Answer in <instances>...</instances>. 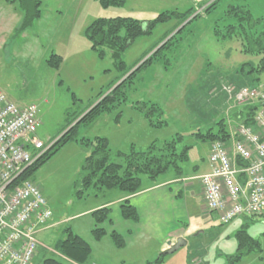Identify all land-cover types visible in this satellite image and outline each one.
I'll list each match as a JSON object with an SVG mask.
<instances>
[{
    "label": "rangeland",
    "instance_id": "374dc122",
    "mask_svg": "<svg viewBox=\"0 0 264 264\" xmlns=\"http://www.w3.org/2000/svg\"><path fill=\"white\" fill-rule=\"evenodd\" d=\"M212 1L126 0L121 6L104 7L97 0H41V17L26 32H13L3 45L0 39V90L17 104H36L39 119L36 134L44 147L48 148L76 124L83 113L92 110L96 101L117 86L119 80L127 76L128 73L117 80L122 73L121 62L129 67V72L133 71L161 47L176 29L198 14L196 22L187 25L177 35L178 39L170 46L172 51L164 49L167 52L163 57L156 55L157 61L144 64L128 79L127 101L118 106L115 103L110 111L77 127L79 136L93 138L99 135L108 139V146L114 155L118 151H130L128 146L131 143L134 149H143L151 142L163 143L179 133L184 136L181 144L192 145L188 161L183 162L181 168L183 175H190L194 172V165L205 162L209 149V142L199 141L193 133L205 132L226 114L225 97L218 95L221 84L239 85L241 82V86H250L248 83L251 79L254 87H258L264 95V72L254 73L249 79L242 76L240 71L245 62L256 63L261 56L242 52L241 41L237 37L218 41L212 36V17L215 13L210 15L205 12L206 5ZM228 2L235 3L236 0H220L217 7L222 9ZM238 2L248 6L254 16L264 18V0ZM5 4L19 10L17 2L0 0V6ZM188 7L194 13L182 23L174 16L167 22L157 24L149 34L138 36L124 52L116 55L112 49L105 48L104 57L99 58L91 50L84 34L88 23L102 16L149 20L161 11H183ZM221 9L217 8L216 16L220 15ZM51 50L61 52L63 56V65L60 63L58 69L47 66L45 62ZM165 56H169L170 60L163 65ZM151 101L162 106L164 123L156 126L147 124L142 113ZM257 101L254 103L262 104L261 100ZM223 106L226 108L222 110ZM78 114L77 119L73 118ZM156 118V114L151 116L152 120L156 121ZM118 119H121L120 122H117ZM69 143L62 145L32 174L51 208L50 222H58L37 235L42 245L36 250L30 264H39L44 257L53 253L51 250L55 242L65 235V227L76 230L77 222L70 216L75 214V203L79 200L75 198L72 184L79 177L78 172L90 147L84 148L85 154L82 150H76V146L69 147ZM113 159L123 163L122 155ZM170 173L171 170H168L158 177L164 178ZM142 180L145 183L149 178L144 175ZM87 198V204H96L104 199L102 195ZM202 205L197 206L199 211L192 214L190 223L184 228L187 243L165 255L166 264H186L188 254L196 256L194 264H198V261L201 263V260L210 264H225L228 254L236 251L235 233L242 225L250 237L264 243V213L260 216H238L227 224H221L216 214H210ZM87 236L93 243L100 242L93 236V239L90 238L89 234ZM109 241L114 250L111 251L113 247L107 243L102 245L112 253H108L107 257L110 264H114L125 256V252L115 249V243ZM259 257L260 254L253 252L250 256H243L239 264H259Z\"/></svg>",
    "mask_w": 264,
    "mask_h": 264
},
{
    "label": "trees",
    "instance_id": "16d2710c",
    "mask_svg": "<svg viewBox=\"0 0 264 264\" xmlns=\"http://www.w3.org/2000/svg\"><path fill=\"white\" fill-rule=\"evenodd\" d=\"M8 1L17 2L18 8L22 13L20 24L16 29L18 33L26 31V29L30 28L41 17V0ZM97 1L100 2L101 6L109 7L113 5H124L126 0ZM219 1L214 0L205 7L206 14L211 13L210 15H214L215 13V16L212 17V36L214 35V38L218 41L219 39L227 40L231 39V37H237L241 41L240 46L242 52L261 56L256 63L247 61L242 65L240 70L242 76L250 79L254 73L264 72V18L254 16L248 6L238 2V0L235 3L228 2L229 4H226L222 9L221 7H217ZM217 8L218 10L221 9V13L219 12L220 15L216 16ZM193 13L194 10L188 7L183 11L176 9L172 11L164 10L149 20L136 19L130 16H102L91 20L85 27L84 34L88 39L91 50H94L99 58H103L105 48L112 49L115 55L122 53L135 38L143 34H149L157 24L167 22L174 16L182 23L184 19H187ZM197 17L198 14L194 18L189 19L182 27L176 29L177 31L168 40L163 42L161 47L155 50L149 58L140 63L133 71L129 72V67H126L121 62L120 67L122 73L118 76L117 80L128 73L127 76L119 80L120 82H118L117 86L110 89L105 96L96 101L92 110H89L85 114L83 113V116H81L76 124L28 165L14 183H19L25 179L34 181V178H32L33 172L68 141L78 142L87 148L90 147L89 152L85 155L82 162L80 172L78 173L79 177L74 181L73 185L75 198L79 200L86 199L87 196L91 195L96 197L98 194L109 191L110 189L131 195L141 189L142 177L144 175L149 179L155 180L156 177L167 173L168 170L176 172L177 175L182 173V164L188 161V152L192 145L181 144L184 136L179 133H177L176 137L166 140L163 143L151 142L143 149H134L133 143H131L128 146L130 151H118L114 155L108 146V139L99 135L93 138L79 136L77 127L81 123L84 124L94 121L101 113L110 111L115 103L118 106L119 103L127 101V97H129V93L126 91L128 79L144 64H149L152 60L157 61L158 57L156 58V55L163 57L167 50H171L170 46L178 39L177 35L187 25L195 23ZM167 35L168 33L163 39ZM166 48L169 49L164 50ZM170 56L172 55L170 54ZM169 58V56H165L162 64L166 65L165 61L168 62ZM45 62L47 66L57 69L61 63V56L52 52L48 55ZM248 84H251L250 86L253 87V80L250 79ZM241 85L243 84L239 82V85L236 86L241 87ZM259 106H261L260 103H247L232 110L231 116L240 118L245 124H251L252 115ZM144 109L142 115L145 117L147 124L156 126L164 123V119L162 118L163 108L159 103L151 101L149 104H146ZM153 114L157 115L156 121L151 119ZM79 115L73 118L77 119ZM214 123L215 126L206 129L205 132L198 131L193 133V135L199 141H208L210 143L212 140H220L222 142L229 140L231 134L224 114ZM120 155L123 156V163H118L113 159ZM120 208L121 215L124 218L133 221L137 220V210L129 203V200H125ZM109 214L110 209L106 206L99 207L91 212L97 224L91 230L94 239L100 240L106 234L103 227L99 226V224L107 220ZM64 232V237L59 238L55 242L52 249L53 253L44 257L39 264L88 263L92 252L91 245L81 235L74 233L70 226L65 227ZM109 236L117 248L124 247V240L119 233L111 230ZM235 238L237 239L236 251L228 254L225 264H239L243 256H250L253 252L260 254L259 264H264V243L261 244L260 239L250 237L243 225L235 233ZM164 256L160 253L157 258L148 261L147 264H161Z\"/></svg>",
    "mask_w": 264,
    "mask_h": 264
},
{
    "label": "built area",
    "instance_id": "2783aa9c",
    "mask_svg": "<svg viewBox=\"0 0 264 264\" xmlns=\"http://www.w3.org/2000/svg\"><path fill=\"white\" fill-rule=\"evenodd\" d=\"M220 88L231 136L224 142L212 140L210 171L197 180L208 212L227 224L238 216L264 213V107H257L251 124L231 116L237 107L263 102L264 95L254 86L222 83ZM37 114L36 104H17L0 90V264H29L40 245L37 234L52 216L35 181L14 183L47 149L36 134Z\"/></svg>",
    "mask_w": 264,
    "mask_h": 264
},
{
    "label": "crops",
    "instance_id": "0c3cea01",
    "mask_svg": "<svg viewBox=\"0 0 264 264\" xmlns=\"http://www.w3.org/2000/svg\"><path fill=\"white\" fill-rule=\"evenodd\" d=\"M21 17L22 13L20 10L12 6L7 7V4H5V6H0L1 45L5 44L7 38H9L8 35H12L13 32L16 31L20 24ZM5 33L7 34L6 37L1 36ZM52 52H54V50H51L50 53ZM54 53H57L63 58L61 52ZM61 64L63 65V62ZM218 95L224 96L221 92H219ZM223 102L225 104L226 101L223 100ZM224 107L225 106H223L222 110ZM120 120L121 119H118L117 122H120ZM73 146H76V150H82V152H85L84 148L88 149L78 142H70L69 147ZM209 146L210 142L208 143V147ZM209 150L210 147L208 153ZM207 155L204 163L193 166L192 170L194 172L190 175H183L182 173L177 175L176 172L171 171L167 177L162 175L164 178L156 177L155 180L149 179L145 183H143L142 180L141 189L131 195H127L122 191L110 189L109 191L98 194L102 195L104 199L98 200L96 204L94 202L87 204L88 198L82 200L78 199L79 201L75 203V208L77 207L75 214L70 217L77 222L76 230L72 231L81 235L92 247L91 257L87 264H110L107 254L111 252L105 250L102 244L107 243L113 247L111 251L114 250V246L111 241H109L111 240L109 236L111 230L119 233L125 243L123 248H117L115 246V249L124 251L125 253L123 255L125 256L123 258L120 257L114 264H147L148 261L154 260L159 256L160 251L168 246V242L174 241L177 237L185 238L186 231L184 228L190 223L189 220L192 218V214L195 211H199L197 210V206L203 203L201 186L197 177L202 173L210 171ZM72 185H74V183ZM97 197L98 196L95 198ZM125 200H129V203L136 208L137 220L133 221L121 215L120 206ZM82 205L83 207L81 208ZM102 206H106L110 209L108 219L99 224V226L103 227L106 234L100 239V242L94 240L95 242L93 243L91 239L88 240L89 237L87 236L89 234V236L91 235L90 238L93 239L91 230L97 225L91 212ZM57 222L58 221L49 222L46 228L48 229ZM46 228L41 229L38 234L46 230ZM38 240L40 245H42L41 240L39 238ZM194 257L195 255L188 254L186 264H192L191 260L194 259ZM164 259L165 256L161 264H166ZM71 264L75 263L71 262ZM200 264L210 263L201 260Z\"/></svg>",
    "mask_w": 264,
    "mask_h": 264
},
{
    "label": "water",
    "instance_id": "95a60500",
    "mask_svg": "<svg viewBox=\"0 0 264 264\" xmlns=\"http://www.w3.org/2000/svg\"><path fill=\"white\" fill-rule=\"evenodd\" d=\"M262 106L264 107V102H262ZM79 120V119H78ZM187 243V240L184 237H177L174 241L168 242V246L160 251L163 255H168L176 250H178L180 247L185 245Z\"/></svg>",
    "mask_w": 264,
    "mask_h": 264
}]
</instances>
